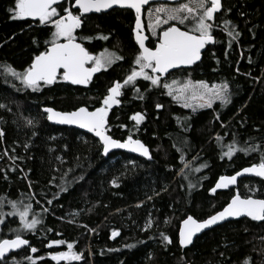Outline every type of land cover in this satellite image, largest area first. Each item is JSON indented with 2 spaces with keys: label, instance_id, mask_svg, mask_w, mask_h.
Wrapping results in <instances>:
<instances>
[{
  "label": "trees",
  "instance_id": "trees-1",
  "mask_svg": "<svg viewBox=\"0 0 264 264\" xmlns=\"http://www.w3.org/2000/svg\"><path fill=\"white\" fill-rule=\"evenodd\" d=\"M74 1L57 7L49 22L34 23L14 17L19 0H0V209L15 203L36 222L19 233V219L0 213V242L30 241L0 264H264V221L226 223L187 249L178 237L183 220H205L235 194L264 199V178L212 192L219 178L264 165V0H223L221 13L209 19L215 44L200 63L166 77L143 60L133 12L81 16ZM68 14L80 23L75 39L91 54L108 49L119 60L86 89L62 76L53 85L26 87L22 76ZM182 28L201 34L196 23ZM156 43L150 38L148 46ZM139 71L149 77L135 78ZM178 77V85H225L228 98L193 113L164 87ZM115 82L121 97L108 133L141 140L151 160L122 152L106 158L93 136L47 121L44 108L104 106ZM69 249L74 257L66 260L61 254Z\"/></svg>",
  "mask_w": 264,
  "mask_h": 264
},
{
  "label": "water",
  "instance_id": "water-1",
  "mask_svg": "<svg viewBox=\"0 0 264 264\" xmlns=\"http://www.w3.org/2000/svg\"><path fill=\"white\" fill-rule=\"evenodd\" d=\"M66 0H24L23 10L27 19L36 23L50 10L57 9ZM183 0H75L74 11L81 16L99 15L113 10H129L135 14L134 39L141 51L142 58L148 65H153V74L166 77L169 74L187 69L202 61L208 46L215 44L212 35H198L178 26H171L161 32L154 49L148 46L149 36L145 24L146 9L156 3L178 4ZM211 18L222 11L223 0H208ZM96 55L91 54L76 39L51 44L48 49L38 55L24 76L29 86L38 84L53 85L62 76L64 81L73 86L86 89L95 76L103 70L92 66ZM110 98L104 106L90 110L80 107L71 112L44 108L47 121L57 127L73 128L84 134L93 136L103 147L104 157L122 152L146 160H151L150 149L139 139L120 141L108 133L109 117L113 109V101H119L120 87L115 82L109 91ZM264 178V165L246 167L231 176H223L216 182L214 194L235 190L239 181L245 178ZM248 219L261 223L264 221V199L242 197L235 194L229 203L219 212L197 220L192 216L183 220L179 227V245L183 249L191 247L197 238L212 229L229 222ZM117 234L112 236L115 239ZM30 247V241L23 237L8 238L0 242V262L14 253ZM60 258H58L59 260Z\"/></svg>",
  "mask_w": 264,
  "mask_h": 264
},
{
  "label": "rangeland",
  "instance_id": "rangeland-1",
  "mask_svg": "<svg viewBox=\"0 0 264 264\" xmlns=\"http://www.w3.org/2000/svg\"><path fill=\"white\" fill-rule=\"evenodd\" d=\"M23 2L24 0H19L18 9L14 15L15 18H24L26 16L23 10ZM209 9L210 4L208 0H183L178 4L156 3L149 6L145 12V24L149 39L151 38L158 42L161 32L166 28L174 25L182 28L185 27L188 22H192L193 24L196 23L197 32L201 33L198 35H210L209 30L213 25L209 22V19H211L209 16ZM57 14V9H52L41 18V22H49L54 19ZM79 26L80 23L73 14H68L66 17L57 20L54 23V31L50 41L51 44L74 40L76 38V30ZM191 31H193V29L189 32ZM118 60L119 57L115 52L106 49L96 55L92 66L107 70ZM24 76L25 75L22 76L23 81ZM134 77L148 78L149 75L139 71ZM179 79L181 78H170L165 82L164 87L167 89L169 95L176 101L185 105L193 113H196L204 107H211L212 104L216 102L223 104L228 98L229 89L225 85L219 84L211 86L199 82H186L178 85L177 81ZM37 86L38 85H27L26 87L35 88ZM140 118L141 116H136L135 119L141 120ZM2 212L5 213L4 216L8 215L19 219L21 226L16 229L19 233L31 229L36 223L35 220H30L28 211L22 209L15 203L11 204L8 209H0L1 214ZM4 221L5 217L0 220V229ZM61 255L64 256L66 260L74 257L72 249H69L66 254Z\"/></svg>",
  "mask_w": 264,
  "mask_h": 264
},
{
  "label": "flooded vegetation",
  "instance_id": "flooded-vegetation-1",
  "mask_svg": "<svg viewBox=\"0 0 264 264\" xmlns=\"http://www.w3.org/2000/svg\"><path fill=\"white\" fill-rule=\"evenodd\" d=\"M209 2V1H208ZM211 6V5H210ZM217 16V15H216ZM216 16L215 17H213V18H211V19H215L216 18ZM167 29V28H166ZM183 29V28H182ZM212 29H217L216 27H214V26H212ZM185 30V29H184ZM210 35H212V34H210ZM213 36V35H212ZM159 41V40H158ZM113 104H118V101L117 100H114L113 101Z\"/></svg>",
  "mask_w": 264,
  "mask_h": 264
}]
</instances>
